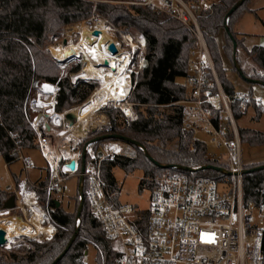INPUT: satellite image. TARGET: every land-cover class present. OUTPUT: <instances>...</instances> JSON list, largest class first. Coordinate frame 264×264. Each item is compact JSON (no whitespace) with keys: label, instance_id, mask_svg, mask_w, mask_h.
I'll use <instances>...</instances> for the list:
<instances>
[{"label":"trees","instance_id":"trees-1","mask_svg":"<svg viewBox=\"0 0 264 264\" xmlns=\"http://www.w3.org/2000/svg\"><path fill=\"white\" fill-rule=\"evenodd\" d=\"M123 1L0 0V157L6 165L17 161L19 152L39 151L27 109L35 83L56 84L59 87L56 93L57 112L83 104L98 87L96 82L77 79L72 83L67 76H59L58 61L50 55L47 46L61 37L66 26L89 19L95 11L123 31L134 30L144 36V55L146 53L149 64L137 74H132L133 87L128 95L136 117L126 119L118 107L107 109L105 112L110 127L90 139L87 136L84 143L107 132L128 137L142 147L124 140L109 139L123 144L121 153L90 158V149L108 140L94 142L86 150L85 162L99 163L105 191L114 206L121 204L113 193L116 180L112 170L115 167L126 171L142 170L140 185H147L150 189L163 177V170L169 171L166 175L194 176L202 173L209 175L211 171L214 174L210 178L218 179L222 172L212 168L189 169L203 166L227 169L225 164L209 155L207 146L195 137L193 128L183 126L186 107L180 102L190 98L191 61L197 47L192 29L148 6L126 5ZM239 1L218 0L212 4L211 10L201 12L198 18L222 89L230 97L237 92L227 76L221 51L231 69L245 81L250 85L264 86V46L253 47L247 52L253 67H243L239 56L242 39L237 26L241 17L251 11L249 0L238 5L225 22L227 13ZM221 31L225 42L220 49L217 36ZM233 40L237 46L235 53ZM79 70L75 66L68 72L77 73ZM247 95L252 97L251 93ZM249 105L254 107L257 117L264 115V107L255 102L244 104L234 100L231 103L234 119L239 118ZM238 133L241 143L264 145L262 131L238 128ZM261 164L264 162L244 166L243 197L246 203L256 201L258 191L264 185V168L251 170ZM13 179L17 186L21 178L13 175ZM34 183L38 186L40 202L47 208L50 221L56 228L55 233L43 242L27 239L28 245L0 249V264H52L70 242L68 250L55 264H79L91 246L97 251L98 264H113L117 252L92 217L84 191H77L74 210L70 211L61 202L58 205L44 188L47 176ZM6 197L7 191H0V208ZM80 204L81 211L77 217Z\"/></svg>","mask_w":264,"mask_h":264},{"label":"built area","instance_id":"built-area-1","mask_svg":"<svg viewBox=\"0 0 264 264\" xmlns=\"http://www.w3.org/2000/svg\"><path fill=\"white\" fill-rule=\"evenodd\" d=\"M131 2L165 13L192 29L197 47L191 61L190 98L180 102L186 107L183 126L193 128L195 133L205 134L210 146L224 151L228 161V169L225 170L230 178L217 181L188 174L163 176L151 189L145 219L137 214L132 204L114 206L105 191L99 163L85 162L84 169H81V139L69 141L68 149L75 155L74 158L66 157L59 146L56 148L60 150V155L46 146H53L56 132L60 129L69 131L75 126L76 119L70 125L65 115L72 110H55L59 90L56 84L35 83V93L27 109L30 114L39 115L29 119V123L35 132L39 152L49 169V179L44 188L48 194L64 192L66 179L77 176L78 188L84 191L92 217L117 252L113 264H264V185L260 187L256 201H244L241 141L231 111L234 100L244 104L253 101L264 107V99L243 93L230 97L223 91L198 23L200 13L211 10L212 3L206 0ZM92 19H101L108 31L115 33L122 45L127 47V68L136 58V48L140 50L139 69L148 66L146 53L143 57L140 55L142 43H145L142 34L131 36L95 11ZM133 38L139 42V46L133 42ZM46 84L50 88L45 89ZM45 94L49 96L44 98ZM116 107L126 119H134L132 103L128 99ZM52 112L59 117L57 122ZM118 150L110 146L105 154H116ZM18 160L25 169L31 166L30 158L23 152H19ZM72 160L73 167L70 166ZM231 180L232 187L229 188L227 183ZM37 189L34 182L20 179L18 185L13 187L15 207L6 210L18 211V217L28 222L35 208L41 214L40 223L52 225L47 210L38 204ZM79 264L92 263L84 258Z\"/></svg>","mask_w":264,"mask_h":264},{"label":"rangeland","instance_id":"rangeland-1","mask_svg":"<svg viewBox=\"0 0 264 264\" xmlns=\"http://www.w3.org/2000/svg\"><path fill=\"white\" fill-rule=\"evenodd\" d=\"M206 1L209 3H214V2H217L218 0H206ZM123 3L126 5H129L132 2L130 0H124ZM248 7L251 9V11L246 12L241 17L238 23V26H237V31L242 36L250 37V39L254 40V42L256 40H261V43H259V45L264 46V0H249ZM90 18L85 21L66 26L62 31L61 37L59 39L52 41V43H50L47 46L50 55L58 61L57 66L59 67V76L60 77L67 76L72 83L76 82L77 79H81V78L76 79L75 75L81 71L83 65L88 60V57L87 55L80 53V51L76 49V51L78 52L77 57H70V58L64 59L65 57H67V53L64 52V46H67V45L76 46L84 40V34L82 32L84 25H81V23L89 21ZM108 33L113 38V40H115L121 46L123 50L125 51L127 50L126 49L127 47L122 45V43L120 42V40L118 39L115 33H113L112 31H108ZM127 34H130L131 36H133V35H138L140 33H137L134 30H130L129 32H127ZM133 42L137 43L138 46L140 45L139 42L136 41L135 38H133ZM224 42H225L224 33L221 31L219 35L217 36V43L220 49L223 46ZM254 45H256V43ZM139 51H140L139 48H136V52H135L136 58L133 60V63H131L130 66L127 68V73H129L130 79H131V89L133 87L132 74L133 73L137 74L138 71L140 70L138 66L139 65V53H140ZM221 55H222L223 64L225 68L227 69V76L231 80L236 92L243 93V94L251 93L253 98L263 99L264 98V86L255 84L253 85L254 89L251 90L250 88L251 85L248 82H246L236 71L231 69L230 63L222 51H221ZM75 66H78L80 70L77 73H69L68 71ZM87 81L96 82L98 83L97 88L100 87V82L96 79H89ZM34 93H32V96L34 95ZM48 96L49 95L45 94L44 98H47ZM127 99L128 97L126 98V100ZM124 101L125 100H122L119 102H112L98 110L97 114H102L106 117V124L100 125L97 127L87 128L85 130L86 134L78 138V139H81L79 142V149L81 151L85 147L84 143L87 140L86 139L87 136L90 139L98 135L99 132L101 133L103 131H107V129L110 127V120L105 111L111 108L115 109L117 105H119L120 103ZM79 106H74L66 110H73ZM132 113H133V117L135 118L136 116L133 111ZM35 116H37L36 113H32L29 115L30 119H33ZM235 123H236L237 128H250V129H255V130L264 132V115H262L261 117H256L255 109L252 106H249L245 113H243L239 118L235 119ZM70 132L71 131H66L65 133H63L62 136L67 135ZM106 133L107 132H105V134ZM195 137L198 140L206 143L209 155L215 157L219 162H222L223 164H225L228 169V161H227L226 154L224 153V151L214 148L213 146H210L207 142L206 135L202 134L201 132H196ZM110 146L117 147L119 149L118 153L122 152L123 144H121L120 142L108 140V141H105L104 143L98 144L95 149L92 147V150L90 149L89 151L90 158L91 156H92V159H96L97 157L102 158L104 156H107L105 154V151L107 147H110ZM23 154L29 156L31 160V166L28 167L27 169L23 167V164L20 160H17L9 165H6L2 157H0V191H7V197L2 201L3 202L2 204H4V202L8 198L14 195L13 187L16 185V181H14L15 179H13V175H15V177L19 176L21 179L22 178L28 179L31 182H34L39 178L43 179L46 176H47V181L49 179V169L47 170V165L38 150L24 151ZM114 154L115 153L110 154L108 156H112ZM241 161H242L243 170H244V166L246 165L264 162V145L250 146L248 144L242 143L241 144ZM168 172H169L168 170H163L161 173V176L166 175ZM112 173L116 180V186L114 187L113 193L116 194V199L118 200V202H120L121 204H125V203L132 204L134 208L136 209L137 214H140L145 219L147 210L149 208L151 189L147 185H140V180L143 176L142 170L135 169L133 171H126L120 167H115L112 170ZM208 174L209 175H205L204 173H202L196 176L197 177H212L214 173L209 171ZM226 178H230V175L228 173H222V175L218 179H215V180L223 181ZM243 178H244V174H242V181H243ZM64 186H65L64 192H59L57 194L54 193L53 195L51 194L50 197L56 199L57 202H61L63 207L66 208L67 210L72 211L74 210V204L76 203V200H77L76 199L77 191H79L77 176L74 175L66 179V181L64 182ZM227 187L229 188L232 187V180L228 181ZM78 199L80 201L79 197ZM38 204L47 210V208L43 206V203L40 202L39 195H38ZM18 216H19L18 211L4 210L3 206L0 208V219L8 218V217H18ZM30 222H31V217H30ZM30 222H28L29 225H31ZM78 222H79V219H77V224ZM43 226H49V225L44 224ZM55 230L56 228L54 227L53 234L55 233ZM50 238L51 236L47 238V237H43L42 235L38 237L29 236V235H20L17 237H13L10 242L5 244V246L0 247V249H16L17 247L21 245H28L26 242L27 239L35 240L38 242H43V241L49 240ZM85 258H87L92 264H95V263L98 264L97 251L92 246L88 248Z\"/></svg>","mask_w":264,"mask_h":264},{"label":"bare ground","instance_id":"bare-ground-1","mask_svg":"<svg viewBox=\"0 0 264 264\" xmlns=\"http://www.w3.org/2000/svg\"><path fill=\"white\" fill-rule=\"evenodd\" d=\"M84 25L82 32L84 34V40L78 45L64 46V52L67 53L66 58L77 57L78 52L87 55L88 60L83 65L80 72L75 75V78L81 79H96L100 82V87L97 88L91 97L83 103V105L73 109V113L76 123L72 126L67 135H63L65 130H58L54 136V145L47 144V147H51L55 154L60 155L61 152L56 147L59 146L62 153L68 157H75L68 149L70 140H77L85 134L87 128L97 127L106 124V117L102 114H97L98 110L112 102H119L125 100L131 89V79L129 73H127V65L129 62L128 54L123 50L120 45L113 40L109 35L108 29L103 24L101 19H92L87 22L81 23ZM94 30L99 31V35L93 34ZM116 43L117 52L112 53L108 49L109 43ZM144 45L142 43L141 56L144 55ZM107 61V63H105ZM144 59H142V62ZM45 89L50 88L49 84L44 86ZM53 113V112H52ZM53 119L58 121L59 117L53 113ZM81 126V127H80ZM29 197V194L27 198ZM31 222L21 220L19 217H8L0 219V229L5 231V237L7 243L12 240L13 237L20 235L29 236H43L49 237L53 233L51 225L43 226L40 223L41 214L33 208L31 212ZM6 243V244H7Z\"/></svg>","mask_w":264,"mask_h":264},{"label":"water","instance_id":"water-1","mask_svg":"<svg viewBox=\"0 0 264 264\" xmlns=\"http://www.w3.org/2000/svg\"><path fill=\"white\" fill-rule=\"evenodd\" d=\"M244 0H240L236 5L233 6V8L227 13L226 15V20L225 22L227 23V18L228 16L232 13L233 10H235L237 8L238 5H240ZM226 29H227V26H226ZM93 34L95 36L99 35V31L98 30H94L93 31ZM236 43L235 41L233 40V52L235 53L236 52ZM108 49L112 52V53H116L117 52V47L115 46V44L113 42H111L108 46ZM107 63V61L105 62ZM250 81V80H248ZM254 83H256V81H253ZM39 116V115H38ZM37 116V117H38ZM65 119L68 121V123L70 125H72L74 123V120H75V117L73 115L72 112H68L66 113L65 115ZM109 139H119V140H124V141H128V142H131L133 144H136L137 146L141 147L139 144H137L134 140H131L130 138L128 137H125V136H122V135H118V134H104V135H101L99 137H96L94 139H92L90 142L86 143L85 144V147L83 148L82 152H81V169L83 170L84 169V164H85V157H86V150L88 148V146L94 142H97L99 140H109ZM142 148V147H141ZM70 166L73 167L74 166V161L72 160L70 162ZM214 169L216 171H219V172H222V173H227V171L225 169H222V168H217V167H212V166H203V167H198V168H190L189 170H192V171H197L198 169ZM264 168V164H261L259 166H256L254 168H252L251 170H260V169H263ZM246 172V171H243V173ZM80 198L82 199L83 198V195L81 193L80 195ZM57 204L59 205V202H57ZM15 207V198L14 196L12 195L10 198H8L4 204H3V209H13ZM80 211H81V204L78 208V212H77V217H79L80 215ZM77 233V231H76ZM75 233V234H76ZM75 236V235H74ZM7 243V239L5 237V231L3 229H0V247H3L5 246V244ZM70 244L71 242L68 244L67 248L63 251V253H61V255H59L54 261L52 264H55L56 262H58L61 257L65 254V252L68 250V248L70 247ZM87 254V252H85V255Z\"/></svg>","mask_w":264,"mask_h":264},{"label":"crops","instance_id":"crops-1","mask_svg":"<svg viewBox=\"0 0 264 264\" xmlns=\"http://www.w3.org/2000/svg\"><path fill=\"white\" fill-rule=\"evenodd\" d=\"M216 3V2H214ZM212 3V4H214ZM238 32V31H237ZM240 35V34H239ZM241 39H242V48L239 49V56H240V59H241V63H242V66L245 67V68H250V67H253V64L251 62V59L250 57L248 56L247 52L250 51L253 47H256V46H260L259 43H261V40H256L254 42V40L250 39V37L248 36H242L240 35ZM256 43V45H254ZM247 82V81H246ZM251 90L254 89L253 85H251ZM236 91V90H235ZM238 93V92H237ZM264 99V98H263ZM249 106H252V105H249ZM248 106V107H249ZM247 107V108H248ZM253 107V106H252ZM247 108L245 109V112L247 111ZM244 112V113H245ZM257 117V116H256ZM242 144V143H241ZM89 148V146H88ZM87 148V149H88ZM6 210V209H4Z\"/></svg>","mask_w":264,"mask_h":264},{"label":"flooded vegetation","instance_id":"flooded-vegetation-1","mask_svg":"<svg viewBox=\"0 0 264 264\" xmlns=\"http://www.w3.org/2000/svg\"><path fill=\"white\" fill-rule=\"evenodd\" d=\"M106 134H109V133H106Z\"/></svg>","mask_w":264,"mask_h":264}]
</instances>
